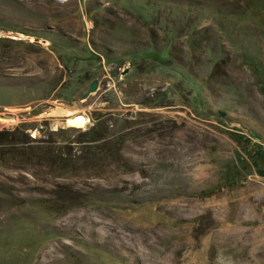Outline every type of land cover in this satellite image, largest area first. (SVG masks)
<instances>
[{
    "label": "rangeland",
    "instance_id": "1",
    "mask_svg": "<svg viewBox=\"0 0 264 264\" xmlns=\"http://www.w3.org/2000/svg\"><path fill=\"white\" fill-rule=\"evenodd\" d=\"M262 142L264 0H0V264H264Z\"/></svg>",
    "mask_w": 264,
    "mask_h": 264
},
{
    "label": "bare ground",
    "instance_id": "2",
    "mask_svg": "<svg viewBox=\"0 0 264 264\" xmlns=\"http://www.w3.org/2000/svg\"><path fill=\"white\" fill-rule=\"evenodd\" d=\"M86 120L87 119H85V117L80 114L71 115L70 117V121L75 124H85L87 122Z\"/></svg>",
    "mask_w": 264,
    "mask_h": 264
},
{
    "label": "water",
    "instance_id": "3",
    "mask_svg": "<svg viewBox=\"0 0 264 264\" xmlns=\"http://www.w3.org/2000/svg\"><path fill=\"white\" fill-rule=\"evenodd\" d=\"M98 86V82L97 80L92 81L88 88L85 90V92L83 93V97H86L89 95V93H91L92 91H95L97 89Z\"/></svg>",
    "mask_w": 264,
    "mask_h": 264
},
{
    "label": "built area",
    "instance_id": "4",
    "mask_svg": "<svg viewBox=\"0 0 264 264\" xmlns=\"http://www.w3.org/2000/svg\"><path fill=\"white\" fill-rule=\"evenodd\" d=\"M260 146L264 147V142L260 143Z\"/></svg>",
    "mask_w": 264,
    "mask_h": 264
}]
</instances>
